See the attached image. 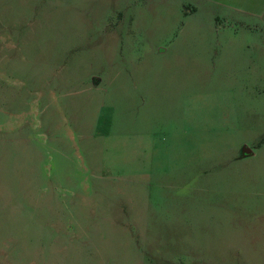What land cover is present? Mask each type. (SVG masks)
I'll list each match as a JSON object with an SVG mask.
<instances>
[{"label":"rangeland","instance_id":"rangeland-1","mask_svg":"<svg viewBox=\"0 0 264 264\" xmlns=\"http://www.w3.org/2000/svg\"><path fill=\"white\" fill-rule=\"evenodd\" d=\"M0 264H264V0H0Z\"/></svg>","mask_w":264,"mask_h":264},{"label":"water","instance_id":"water-1","mask_svg":"<svg viewBox=\"0 0 264 264\" xmlns=\"http://www.w3.org/2000/svg\"><path fill=\"white\" fill-rule=\"evenodd\" d=\"M252 150L251 149H246V153L245 154H251Z\"/></svg>","mask_w":264,"mask_h":264},{"label":"crops","instance_id":"crops-1","mask_svg":"<svg viewBox=\"0 0 264 264\" xmlns=\"http://www.w3.org/2000/svg\"><path fill=\"white\" fill-rule=\"evenodd\" d=\"M241 2V1H240ZM100 82V81H99ZM99 84V83H98ZM253 154V151H252V153L251 154H247V155H252Z\"/></svg>","mask_w":264,"mask_h":264}]
</instances>
